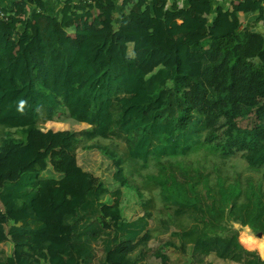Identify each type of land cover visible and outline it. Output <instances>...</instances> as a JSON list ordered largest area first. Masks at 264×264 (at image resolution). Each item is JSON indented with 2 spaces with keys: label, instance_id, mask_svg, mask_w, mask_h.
I'll return each mask as SVG.
<instances>
[{
  "label": "trees",
  "instance_id": "trees-1",
  "mask_svg": "<svg viewBox=\"0 0 264 264\" xmlns=\"http://www.w3.org/2000/svg\"><path fill=\"white\" fill-rule=\"evenodd\" d=\"M11 1L0 20V159L44 124L61 138L41 170L0 181V264H195L197 246L220 236L219 264H264L234 228L264 236V0L215 13L208 0ZM60 110L73 126H53ZM201 146L261 175V186L240 184L246 203L226 216L203 174L171 161ZM152 163L158 174L147 175ZM157 190L193 226L153 249Z\"/></svg>",
  "mask_w": 264,
  "mask_h": 264
},
{
  "label": "rangeland",
  "instance_id": "rangeland-1",
  "mask_svg": "<svg viewBox=\"0 0 264 264\" xmlns=\"http://www.w3.org/2000/svg\"><path fill=\"white\" fill-rule=\"evenodd\" d=\"M145 1L151 3V0ZM11 2V0H5L4 7L0 6L3 12H5ZM48 8L53 13L58 11V7L55 6L51 1H49ZM214 10H217V8L214 7ZM215 12L216 11H214V13ZM59 113L62 115H60L59 118L55 122H53V126L55 128L60 129L67 124L69 126L74 125L69 117L63 116V114L65 113L64 110H60ZM60 138L61 136L59 134H54L49 131L48 124H44L42 125V131L34 133L30 137L29 146L21 149L10 148L9 150H7L1 155L0 159V181L12 180L20 172H37L41 170L46 155L59 143ZM72 161L73 160L69 162V165L66 168V172H69L74 167ZM171 161L173 163H179L180 166L182 164L193 165L195 166V169L197 168L199 172L203 174L204 181L209 183L211 186V188H209V191L212 192L211 196H214L213 201L215 200L217 202V210L219 212H222L225 216L230 213V211H227L226 208L233 207L238 203H246L244 195H241V189L245 186L246 180L249 181L252 179V182H249L247 184L248 189L253 187L252 184H258L260 186L263 185L260 174L246 173L244 171V162L238 156L229 159H222L219 155H215L208 151L206 146H201L200 148L193 150L185 158ZM158 168L159 167H157L154 163L150 164L147 175L158 174ZM190 168H192V166ZM218 184L219 187H215V185ZM240 184H242V188L240 187ZM203 186L204 184L200 185V188H202ZM213 187H215V189L226 190L227 198L223 200V196L220 197L215 195ZM232 188L235 189L233 191V194L230 191ZM242 191H244V189H242ZM196 196L197 195H195V197ZM154 197L157 204V212L152 216L154 227L151 230L152 238L150 243L152 248L156 249L160 242L161 236L166 231L172 228H175L178 231H183L182 228H192L191 226H193V224L187 218L178 220L173 218V209L170 207H166L165 205V199L169 196L162 197L157 190L154 192ZM237 198H240V200L238 201ZM177 200L178 198H176L175 202H177ZM210 202L211 200L206 201L207 204H209ZM207 223L210 225V227H218L220 225L225 226L226 220H220L214 223V219L212 217L211 219H209V221H207ZM234 228L239 233V243L240 234L242 232H245L246 230L248 231L247 236L255 238L256 240H258V242H260L261 240L260 238H257L259 235L252 234V232L248 228H241L240 226H235ZM197 247L198 250H200V252L204 254V256L196 259L195 264H219V261L224 257L226 250L228 249V243L221 236L211 237L208 240H204L203 242H201ZM164 264L175 263L172 258L168 257L165 258ZM241 264L255 263L252 258H246L241 262Z\"/></svg>",
  "mask_w": 264,
  "mask_h": 264
},
{
  "label": "bare ground",
  "instance_id": "bare-ground-1",
  "mask_svg": "<svg viewBox=\"0 0 264 264\" xmlns=\"http://www.w3.org/2000/svg\"><path fill=\"white\" fill-rule=\"evenodd\" d=\"M176 29L182 30L185 29L186 26L178 21L173 22L172 24ZM248 231L242 232L240 234V244L242 247L249 251H256L261 259L264 260V237L259 235L257 238H260V242L251 236H247Z\"/></svg>",
  "mask_w": 264,
  "mask_h": 264
},
{
  "label": "crops",
  "instance_id": "crops-1",
  "mask_svg": "<svg viewBox=\"0 0 264 264\" xmlns=\"http://www.w3.org/2000/svg\"><path fill=\"white\" fill-rule=\"evenodd\" d=\"M208 1L210 3L209 5H210L212 12L216 11L214 10V7H216L218 10L219 8L224 7L227 3V1H224V0H208ZM4 3H5V0H0L1 7H4ZM194 3L195 1H190V0H177L176 5L179 6L180 8H187L191 4H194ZM198 9H199V6L196 7V10Z\"/></svg>",
  "mask_w": 264,
  "mask_h": 264
},
{
  "label": "built area",
  "instance_id": "built-area-1",
  "mask_svg": "<svg viewBox=\"0 0 264 264\" xmlns=\"http://www.w3.org/2000/svg\"><path fill=\"white\" fill-rule=\"evenodd\" d=\"M228 1V0H224ZM5 12H3L2 8L0 7V20L4 18Z\"/></svg>",
  "mask_w": 264,
  "mask_h": 264
},
{
  "label": "clouds",
  "instance_id": "clouds-1",
  "mask_svg": "<svg viewBox=\"0 0 264 264\" xmlns=\"http://www.w3.org/2000/svg\"><path fill=\"white\" fill-rule=\"evenodd\" d=\"M25 103H26L25 101H22V102H21V105H23V104H25Z\"/></svg>",
  "mask_w": 264,
  "mask_h": 264
}]
</instances>
